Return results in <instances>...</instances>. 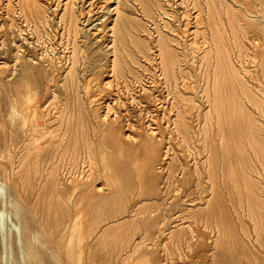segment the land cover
I'll list each match as a JSON object with an SVG mask.
<instances>
[{"label":"rangeland","instance_id":"1","mask_svg":"<svg viewBox=\"0 0 264 264\" xmlns=\"http://www.w3.org/2000/svg\"><path fill=\"white\" fill-rule=\"evenodd\" d=\"M78 1L76 3L81 5L80 8L84 10V14L94 11L89 13H93L91 15V20H89L87 24L89 31L86 33L82 32L77 38L81 47L84 48L85 54L89 55L86 57L84 54L80 60L81 62H84L89 69L87 71L79 69V72L81 71L80 80H82V82L87 80V83L88 79H91V83L93 78L96 79L95 85H98H96L98 87L96 92H98L97 96L100 97V101L102 102V113L111 117V119H115L113 121L116 123H120L119 125L116 124L117 128L119 127V131H122L124 128L128 130L127 132L132 134L130 136L134 137H131V139H133L132 141H136L138 139L136 142L137 146L135 148L136 152L139 153L141 157L134 160V155L138 156L139 154L132 152L134 155L131 159H128L132 153L130 154V150L128 149V152L123 153L124 150H127H123L126 145L121 142L122 140L120 141V139H117L116 136L110 135L111 131L108 127H104V125L92 121L91 109L86 105L87 94L85 91H80L81 93L79 98L81 97L82 99L80 98L81 100L79 99L78 103L79 101L82 103L80 102L78 104L75 101L76 104H74V101H71V103L68 104L67 102L65 111L60 113L59 110L62 106H64V97L66 99V95H69V93L67 92L66 94V92L62 90L61 85L58 83H56V85L53 81L49 80L52 77L51 74V76L47 75V77L50 78L45 77V83L39 87V90L37 91L38 95L36 97L41 105V112L39 110L38 113L40 116L37 120L41 123V126L47 129L45 130L46 133H44V136L39 139L42 140L37 141L33 145V150H38L40 155L36 158L34 155L31 156L28 153V148L26 147H28V143L32 142L31 134L29 133L31 127L30 125L36 119L35 116H32L30 118L31 123L29 122L22 125L23 119L16 114L17 109L15 111V107L13 105L14 100L20 97V93H17L15 89V86L21 82V68L18 56H22L24 51H26L32 55L41 54L47 59L51 57L57 61L61 60L60 63H65L67 65L69 63L68 55L72 46V38L68 35L67 28L61 18L57 17L58 15L60 17L61 13H52V20L50 19V23H47V25H41L39 28L41 30L36 31L33 26L34 24L32 22L28 23L25 16L20 11L19 0H0V264H221L223 261L225 264H230V262L231 264H264V256L261 254L262 251L260 249V241L256 237L254 221L251 216H249L248 210L242 209L239 203H237L238 200L235 198V195L233 199L234 202H231L229 198L231 203H228L229 200L226 201V199H228L226 197L224 200L223 218L227 226L230 227L231 233L229 232L228 238L225 240L223 239L221 242L217 239V232L216 229H214V225L210 226V224L207 223L205 216H197V208L195 207L198 206L192 207L193 205L190 204L191 201L189 200L192 198H198V185L196 186L197 176L193 173V167L196 159H201V156L205 154L206 149L203 146L205 144V127L207 126L205 120L207 119L206 113L210 109V106L205 103L206 94L204 92L208 78L206 74L207 62L203 57V50L206 49L204 46H206L208 42L207 39L204 38V33H202L204 32V29L201 27L203 30L200 28L196 31V28L194 29L193 27L194 21L198 16L197 14L200 11L199 9L202 11V16L208 20L210 15L209 7L206 3L207 0H197V2L196 0L195 2L194 0H160L162 1L161 7L154 2L155 0H150L151 12L148 13L147 10H144L145 8L139 0H122L124 5H128V8L131 9L129 12L140 17L143 20L144 25L146 24L144 29H140V31L138 28L136 31L134 29V35L140 38L144 37L145 40H148L149 44V48L146 52L136 51L135 49L133 50L136 57L135 61L132 60L131 62V68H133L131 70L125 69L124 73H119L116 69L111 68L113 66V61H110L114 58L112 54L113 49L111 47V28L116 14H114L111 9L114 8L115 3L113 1L104 3L103 0H83L82 3L80 0ZM238 1L235 0V3L238 4ZM242 1L243 2L238 4V7L243 14L247 13L245 17L242 18V21L248 18L247 20H253L254 22L255 19V28L259 29L257 23L259 22L258 20L261 21V15L264 14V0H245V2L250 1L254 6L251 3L248 5V2L245 3L244 0ZM17 2L18 4H16ZM127 2H129V4ZM200 3L201 5L199 6ZM241 4L245 5V7ZM248 14L251 15L248 16ZM251 16L254 19H250L249 17ZM209 19L211 20V18ZM247 20L244 22L247 23ZM208 23L209 21H207V23H202L200 26L206 24L207 27H209ZM35 31L37 33H35ZM159 31H165L168 36H171L170 39L172 41V45L174 44L173 47L180 53V59L178 63L175 64L176 68L174 67L176 71L171 75H167L161 60V51L158 42ZM195 31L196 33L199 32L198 35ZM138 32L139 35L137 34ZM255 32L257 31L255 30ZM255 32H251V35H248L252 38L243 36L242 41L243 44L246 45L243 48V51L246 49V51L243 52L245 56L238 52L237 47H235L234 61H236L238 69H241L240 71L243 73L242 75H244L245 80L250 86L259 84V87H264V70L261 66V64L264 63V58L262 52L259 51V48L256 49L254 41L252 40L253 37L256 36H254V34H256ZM92 33L99 34V41L96 42V45L95 43H88L91 39L90 34L92 35ZM257 33L260 34V31ZM248 34H250V32ZM37 35H39V37H37ZM130 44L131 47H133L131 40ZM97 48H99V51L93 53V49ZM249 51L250 53H248ZM254 51H256V53ZM261 55L263 61H260ZM253 56H255V58ZM211 61L216 63V58ZM78 66L81 68L80 62H78ZM212 68V72L214 73L215 65ZM261 69L263 71H260ZM46 79H48V81ZM49 85H51L52 88ZM228 89H230V86H228L226 90ZM257 90L260 98L263 100L264 89ZM191 95L195 99L194 106L185 107L184 104L183 106L180 104L183 108L179 107L177 101L181 99L180 97ZM83 102V107H86L84 111L86 110L85 113L87 112L86 114L89 119L88 120L86 118V121L83 123L86 127L87 125L89 126L87 127L88 131L85 134V137L81 134L83 127L80 122L77 124L82 129L78 128V131L76 130L71 132V126L68 127V125L71 124L68 123L66 119L69 118L70 121H72L71 116L74 115L72 122L74 123L75 121L76 123V118H79V106L83 104ZM68 105L72 106L69 107ZM255 105V103L248 100L245 104V111L249 113L251 117L253 116L256 119V122L260 124L259 126H261V133L258 135L260 143H255L253 140L256 147L252 145V138L250 137L252 133H249L250 129L253 128L251 120L246 117H239L237 119V116L235 117L234 115V110L231 111L228 106L226 108H220L219 113H217L214 109L212 110V116L210 115V118L208 117L212 128L209 125L208 127L211 128L212 132L214 131L212 136H216L217 131H219L220 135L222 133V135H224V138L221 140L220 147L221 145L224 146H222L219 150V152L222 153L221 155L225 154V156L223 155V158L231 152L236 156V159H238L237 161L240 160L242 163L247 165V162H249L247 159L250 157L252 160L254 159L257 166L260 167L262 161L257 159L254 150L260 145L262 147L259 149L260 157L264 155V110L260 108V106L258 107ZM180 110L185 112V119L189 122V128L191 129L189 130L190 136L187 140L185 138L184 130L182 129L180 123H178L180 122ZM221 111L224 113H221ZM73 112L74 114H72ZM226 113L231 114L232 118L231 115L228 117L229 114ZM15 114L17 119L14 118ZM68 115L70 116L66 117ZM76 115L78 116L76 117ZM60 116L63 118L61 119ZM228 121L232 122L229 123ZM143 125H147V127L150 128V131H153L154 138L153 134L152 136L147 135L146 137L144 134L142 135V131L140 132V130H142ZM64 129L67 135L64 132ZM54 130L55 133L53 132ZM238 130L240 131L238 132ZM254 133L257 132L255 131ZM76 134L78 138H76ZM73 135H75V137ZM69 136H71V138ZM80 137L83 139H80ZM151 137L153 138L152 140H150ZM67 138L71 140L68 141L69 139ZM139 140L142 142L140 143ZM239 140H241L240 144H238V142H240ZM50 141L54 143L58 149L60 148L59 151L57 148H55L56 150L50 149V152L47 151L48 143ZM152 141L158 143L160 148L163 147L162 149L168 150V154L164 156V164L162 165L163 170L161 169L159 171V175L156 180L158 186L160 185L159 187L163 188L162 196L157 195L156 191H154L152 195L143 194L144 192H142V189L144 190L145 188V184L144 179L142 178V176L144 177V172L143 168L141 170V159L144 157L146 152H144L146 149L143 147L149 145ZM84 142L87 146H85ZM120 143H122V145L124 144L123 148L119 146L117 147ZM130 147L133 148L132 145H130ZM240 147H244L242 148L243 150ZM86 148L88 149V153ZM53 151L55 155L53 154ZM77 151L79 152L77 153ZM242 152L245 156L247 154L246 158ZM51 153L52 155L50 156L54 157H52V159L49 156ZM28 155L29 157L27 159L28 161H26L27 163L25 162L23 164L24 157ZM173 156H175L176 159L173 158ZM41 157L44 159L42 160ZM120 157L121 159H118L119 161H123L126 158L125 163L127 162V164L130 165H128L129 167L127 166L130 170V174L122 172V170L119 171L118 164L116 162L117 158ZM35 159L37 161H35ZM48 159L51 161H48ZM132 159L134 160L133 164ZM171 159H173V161L178 160L173 162ZM35 162L39 163V173L37 172V175L34 177L35 179L33 178L31 182L27 184L29 182L28 178L32 175V172L27 171V168L32 166L31 164ZM171 162H173L172 165ZM131 164L135 167V169L134 167L132 168ZM186 164L187 166L184 167ZM173 165L174 167L171 169L170 166ZM116 167L118 168L117 170H115ZM129 170L127 171L129 172ZM254 174V177L264 184L263 169L261 168V172ZM88 175L92 176L96 184L104 189L113 190L114 193L117 192V188H119L118 186L120 184L123 182L124 184L129 182L130 184L126 190L127 195L125 194L123 198L117 197V201L115 200V202H113L114 204L112 203V205H110V208H113L112 210H109V207L105 204L106 208H104L105 206L101 205L103 203H100V206L96 205L90 197L82 193L87 187L83 180ZM195 177L196 179H194ZM146 186H148V184H146ZM116 194H119V192ZM150 196L158 201L156 202L153 199L148 200L150 199ZM163 196L164 198H162ZM143 198L144 201L147 199V204L146 202H142ZM184 198L188 201L183 202ZM137 200H139L138 203ZM150 201L153 202V205L150 203V206H148V202ZM131 202L135 205V207L133 206L134 209L136 207L139 208V205H141L142 208L140 207L138 209L139 211H136L137 213L139 212V215L132 213L134 214V220L126 219L127 221H121L120 223L114 224L112 227L110 226L108 230H106L105 234H103L104 236L102 235L103 237L100 236L98 239V242L96 243L97 247L95 246L90 251H78L68 246L59 249V247L57 248L50 242V240L54 239L58 242L61 238L63 240L66 239V244L72 242L77 243L80 235L86 236L91 231L89 229L90 227H97V225H95L96 223H99L100 225H98L101 226L109 220V217L116 218L125 214V205H130L129 207L131 208ZM93 203L96 206H93ZM117 205L120 208L117 207ZM190 206L191 208H189ZM152 207L156 210H154L155 214L153 213ZM142 209L147 210L146 212H148V214H153L152 223L144 222L139 219L142 215L140 213ZM178 209H182L181 212L184 214H182ZM172 210H174L175 213H173ZM219 211L220 210H218V212ZM177 212L180 213L178 216H176L178 214ZM190 212L193 213L191 214ZM115 215L117 216L113 217ZM170 215L175 217L173 218V216ZM180 215H182V217ZM217 215L220 217L221 211L220 214L217 213ZM176 217H178L179 220ZM82 219L83 221H81ZM188 221L190 222L188 223ZM176 224H180L182 226L187 225L185 228L183 227L186 229L184 230L185 232L183 231L184 236L183 234L178 235L180 225L174 229V232H171V227L174 228V225ZM197 227H199V230ZM189 228L193 231H190ZM146 229L147 232L145 231ZM87 230H89V232ZM227 230H229V228H227ZM203 235H205L204 238L206 239L201 237ZM182 236L184 239H187L189 236V242L184 240ZM232 236L233 238H231ZM197 237L201 240L197 241ZM192 239H196L195 242ZM203 239V244H208L206 247H204L201 243ZM210 239L213 241H210ZM133 241H138L140 243L139 247L140 245L141 247L136 249L137 252H132L130 257H127L125 260H121V257L119 258L118 256L120 254V256L125 255L133 245ZM23 243L25 244L24 247H22ZM194 243H196V245ZM217 243L219 244L217 245L218 247L216 246ZM26 244L29 249L26 247ZM128 244L129 247L127 246ZM214 244L215 246H213ZM224 244H227L228 246L224 247ZM197 245H199V247H197L198 250L196 249ZM220 246L225 248V252L224 250L221 251L222 247ZM200 247L203 249L205 248V250ZM199 249H202L203 253L205 252L211 255L209 256L204 253L203 255H206V257L202 256ZM196 251H199L197 253H200L202 257L198 255ZM214 251L216 253H214ZM79 254H81V256H79ZM215 256L216 259H214ZM227 256H230L232 259L234 258V260L229 262L230 258ZM224 257L228 261L224 260ZM212 258L214 260H212ZM217 258H220V260ZM215 260H217L216 263L214 262ZM218 261L221 262L217 263Z\"/></svg>","mask_w":264,"mask_h":264},{"label":"bare ground","instance_id":"2","mask_svg":"<svg viewBox=\"0 0 264 264\" xmlns=\"http://www.w3.org/2000/svg\"><path fill=\"white\" fill-rule=\"evenodd\" d=\"M18 1V0H17ZM78 1V0H77ZM76 0H19V7H20V11L22 12V14L25 16L26 21L32 22L34 25V29L36 31H40L41 29L40 26L43 24L50 23V19H51V14L52 13H61V16L59 17V15L57 16L58 18H61V20L63 21L64 25L67 28V33L70 36V38H72V46L71 49L69 51V55H68V59H69V63L66 65L65 63H60V61L55 60L54 58H45L44 56H42L41 54L38 55H32L29 52L24 51L22 56H18L19 61H20V77H21V82L15 86L16 92L20 93V97L15 99L13 102V105L15 107V111L16 114L18 116L21 117V119H23L22 121V125L27 124V123H31L30 118L32 116H35V121L30 125V134H31V141L30 143H28V153L31 156H35L36 158H38V155H40L39 151H35L33 150V145L37 142V141H41L39 140L40 138H42L44 136L45 130H47L45 127L41 126V123L38 122V117L40 116L39 110L41 108L40 103L37 100V91L39 90V87L41 85H43L45 83V77H47V75H52L51 81H53L55 84L58 83L59 85H61V88L63 91L69 93V95H66V99L64 97V106L61 107V109L59 110L60 113H63L65 111L67 102L68 104L71 103V101H74V104H76V102L78 103V100L81 98H79L80 96V91H85V93L87 94V101H86V105L87 107H89L91 109V118L93 122H96L98 124H102L104 125V127H108V129H110V135L112 136H116L117 139H120L121 142H123L126 147L123 148L122 143H120L119 145H117V147H121L124 149H128L130 150V154L133 153H137L136 152V142L132 141L133 139H131L130 136L132 134L128 133L125 128L122 131H119L117 128L118 123H116L115 119H111V117L106 116V114H103L101 110L102 107V102L100 101V97L97 96L98 92H96V90L98 89V85L96 86V79H92V82L90 83L91 79H88V82L86 83L87 80H85L84 82H82V80H80V72L79 69L81 70H89L87 68V65L84 64V62H81V58L84 56L85 51L84 48L81 47V44L77 41V38L79 37V34H81L82 32L86 33L87 31H89V28H87V24L88 21L91 20V15L93 14H89L86 13L84 14V10H82V8H80V4L78 5V3ZM114 2L115 6L113 9H111L113 11L114 14H116V17L114 18V23L112 26V49H113V66L111 68L116 69L119 73H124L125 69H129L131 70V62L132 60L135 61V55L133 50L135 49L136 51H141V52H146V50L149 48V44H148V40H145L144 37L140 38L138 36L134 35L133 30L138 28L139 31L140 29H144L145 25L143 23V20L136 16L133 15V13L129 12L131 9L128 8V5H124V0H103V2ZM125 1H129V0H125ZM137 1V0H136ZM199 1V0H198ZM238 1V0H237ZM251 1V0H250ZM250 1H246L244 0L245 3L248 2V5H250L249 3H251ZM263 1V0H262ZM79 2V1H78ZM80 2L82 3L83 0H80ZM139 2H141L143 4V7L145 8L144 10H147L148 12H151V7H150V0H139ZM156 2L157 5H159L161 7L162 1H154ZM195 2V0H194ZM197 2V0H196ZM243 2L241 1H238ZM237 2V3H238ZM91 3V2H90ZM129 4V2H127ZM140 3V4H141ZM208 4L209 7V18H211V20L208 18V20H206L203 16H202V11L201 9H199V13L197 14L198 16L196 17L195 21H194V29L197 31L198 29H200L201 27L204 29V38L207 39L208 44L204 47H206L203 54L204 59L207 62V69H206V74H207V84L205 87V94H206V101L205 103H207L210 106V109L207 111L206 113V117L208 119V117L210 118V115L212 113V110H216L217 113L220 112V108H226L227 106L232 110H234V115L235 117L238 119L239 117H246L249 120H251V122L253 123V128L250 129V132L248 130L249 133H252L250 135V137L252 138L251 143L254 147L255 143L259 142V133H261V126H259L260 124H258L256 122V119L252 116H250L249 113H247L245 111V104L247 103V101H251L252 103H255V106H260V108H262L264 110V99L262 100L258 94V90H263L264 87H259V84L256 85H252L250 86L249 83L245 80L244 75H242L243 73H241V69L239 70L237 65H236V61H234V54H235V47H237L238 52L242 53L244 51H246V49L243 51V48L246 46L243 44V36H246L247 38L249 37L248 35H251V32L254 33L255 30L258 32L260 31V34L255 32L256 34H254L255 37H253V41H254V45L256 46V49L259 48V51L262 52L263 58H264V14H262V18L261 21L258 20L259 22L257 23V25L259 26V29L255 28V19L251 16L249 17L250 19H254L253 20H247L248 22L245 23L244 21H242V18L245 17V14H243L239 7L238 4L235 3V0L230 1V0H207L206 2ZM260 3V2H259ZM18 4V2L16 3ZM153 4V3H152ZM197 4V3H196ZM243 4V3H242ZM241 4V5H242ZM252 4V3H251ZM264 4V3H263ZM55 5V6H54ZM100 5V4H99ZM195 5V4H194ZM201 5V3L199 4V6ZM253 5V4H252ZM251 5V6H252ZM54 6V7H53ZM130 6V5H129ZM163 6V5H162ZM196 6V5H195ZM198 6V5H197ZM240 6V5H239ZM245 7V5H242ZM247 6V5H246ZM254 6V5H253ZM248 7V6H247ZM259 7V6H258ZM201 8V7H200ZM263 8V7H262ZM110 9V8H109ZM155 9V8H154ZM255 9V8H254ZM18 10V9H17ZM243 10V9H242ZM264 10V9H263ZM246 11V9H245ZM244 11V12H245ZM255 11V10H254ZM15 12V11H14ZM88 12V11H87ZM249 12V11H247ZM258 12V11H257ZM256 12V13H257ZM18 13V11H17ZM197 13V12H196ZM250 13V12H249ZM255 13V12H254ZM253 13V15H254ZM21 14V13H20ZM17 15V14H16ZM251 14H248V16ZM256 15V14H255ZM259 15V14H257ZM9 16V15H8ZM247 17V16H246ZM260 18V16H259ZM13 20V19H12ZM52 20V19H51ZM93 20V18H92ZM59 21V20H58ZM207 21H209V27H207V25L203 24L202 26H200L202 23H207ZM11 22V21H10ZM10 24V23H9ZM24 24V23H23ZM31 24V23H30ZM103 24V23H102ZM86 26V28H85ZM257 26V27H258ZM10 27V26H9ZM45 27V26H44ZM91 27V26H90ZM30 28V27H29ZM33 28V27H32ZM43 28V26H42ZM63 28V27H62ZM98 28V27H97ZM103 28V27H102ZM201 28V29H202ZM39 29V30H38ZM48 29V28H47ZM101 29V28H100ZM99 29V30H100ZM202 29V30H203ZM51 30V29H50ZM97 30V29H96ZM35 31V33H37ZM45 31V30H44ZM47 31V30H46ZM59 31V30H58ZM142 31V30H141ZM194 31V30H193ZM195 31V33H196ZM201 32V30H200ZM250 32V34H248ZM41 33V32H40ZM62 33V32H61ZM136 33V32H135ZM145 33V32H144ZM199 32H197L196 34L198 35ZM139 35V32L137 33ZM141 34V33H140ZM188 34V33H186ZM185 34V35H186ZM201 34V33H200ZM88 35V34H87ZM196 35V36H197ZM42 36V34H41ZM91 39L89 40L88 43H95L99 41V34L96 33H92V35L90 34ZM103 36V35H102ZM37 37H39V35H37ZM47 37V36H46ZM171 36H168L167 33H165V31H159V37H158V42H159V46H160V51H161V60L164 66V69L168 74H174L176 71V67L175 64L178 63L179 61V55L180 53L173 47L174 44L172 45V41L170 39ZM245 37V38H246ZM69 38V39H70ZM175 38V37H174ZM189 38V37H188ZM194 38V37H193ZM249 38H252L251 36ZM37 39V38H36ZM49 39V38H48ZM196 39V38H195ZM13 40V39H12ZM26 40V39H25ZM70 40V41H71ZM130 40L132 42L133 47H131L130 44ZM174 40V39H172ZM190 40V39H189ZM246 40V39H245ZM244 40V41H245ZM23 41V40H22ZM104 41V40H103ZM192 41V40H191ZM248 41V40H247ZM251 41V40H249ZM252 41V43H253ZM29 42V41H28ZM196 43V42H195ZM245 43V42H244ZM18 44V43H17ZM247 44V43H246ZM110 45V44H109ZM19 46V45H18ZM83 46V45H82ZM103 46V45H102ZM177 46V45H176ZM192 46V45H191ZM194 46V45H193ZM198 46V45H197ZM200 46V44H199ZM198 46V47H199ZM96 47V46H95ZM98 47V46H97ZM202 47V46H201ZM203 47V48H204ZM249 48V46H248ZM21 49V48H20ZM91 49V48H90ZM197 49V47H196ZM195 49V50H196ZM250 49V48H249ZM252 49V48H251ZM255 49V48H254ZM93 53H96L97 51H99V48L97 49H93ZM201 50V49H200ZM248 51V49H247ZM65 52V51H64ZM252 52V51H251ZM256 53V51H254ZM15 53V52H14ZM246 53V52H245ZM250 53V51L248 52ZM253 53V54H255ZM35 54V52H34ZM90 54V53H89ZM259 54V53H258ZM40 55V56H39ZM62 55V54H61ZM86 55V54H85ZM240 55V54H239ZM244 55V54H243ZM262 55H261V59L262 60ZM89 55H86V57H88ZM245 56V55H244ZM243 56V57H244ZM247 56V55H246ZM259 56V55H258ZM257 56V57H258ZM47 57V56H46ZM106 57V56H105ZM202 57V58H203ZM238 57V56H237ZM242 57V58H243ZM255 58V56H253ZM96 58V57H95ZM216 58V63L212 62L211 60ZM63 59V58H62ZM98 59V58H97ZM240 59V58H239ZM258 59V58H257ZM85 60V59H84ZM138 60V59H136ZM238 60V59H237ZM95 61V60H94ZM258 61V60H257ZM78 62H80L81 64V68H79L78 66ZM259 62V61H258ZM86 63V62H85ZM6 64V63H5ZM99 64V63H98ZM259 64V63H258ZM95 65V64H94ZM206 65V64H205ZM215 65V71L214 73L212 72V67ZM257 65V64H256ZM92 66V65H91ZM98 66V65H97ZM263 70H264V63L261 64ZM129 67V68H128ZM175 67V68H174ZM260 67V66H259ZM258 67V68H259ZM212 68V69H211ZM240 68V67H239ZM252 68V67H251ZM257 68V69H258ZM135 69V68H134ZM136 70V69H135ZM178 70V69H177ZM254 70V69H253ZM262 69L260 71H263ZM255 71V70H254ZM117 72V73H118ZM259 72V71H258ZM85 73V72H84ZM184 73V72H183ZM255 73V72H254ZM261 73V72H260ZM256 74V73H255ZM50 75V76H51ZM263 75V73H262ZM122 76V75H121ZM256 76V75H255ZM83 77V76H82ZM264 77V76H263ZM262 77V78H263ZM50 78V77H47ZM91 78V77H90ZM254 78V77H253ZM259 78V76H258ZM261 78V79H262ZM9 79V78H8ZM48 81V79H46ZM213 81V82H212ZM262 81V80H261ZM14 82V81H13ZM94 82V83H93ZM98 82V81H97ZM99 83V82H98ZM16 84V82H15ZM48 84V82H47ZM51 85H53L52 83H50ZM49 85V86H51ZM57 85V84H56ZM48 86V85H47ZM230 86V89L226 90L227 87ZM48 88V87H47ZM52 88V86H51ZM60 88V89H61ZM257 88V89H256ZM59 89V88H58ZM100 89V88H99ZM104 91V90H103ZM193 91V90H192ZM52 92V91H51ZM64 92V94H65ZM180 92V91H179ZM59 94V93H58ZM62 94V93H61ZM60 94V95H61ZM185 94V93H184ZM263 94V93H262ZM182 95V94H181ZM46 96V95H45ZM204 97V98H205ZM86 98V96H85ZM181 99H179L177 102L179 104V107H181V105L185 107H189V106H194V97L191 96H182L180 97ZM82 99V98H81ZM80 99V100H81ZM68 100V101H67ZM76 101V102H75ZM83 101V100H82ZM81 101H79L80 103ZM78 103V104H79ZM82 103V102H81ZM181 104V105H180ZM83 104H81L79 107V118H76L78 115H76V123L73 121V116H71L72 121H70L68 116H64L67 119V122L70 123L71 125H68V127L71 126V132L76 131L78 128H80L78 126L77 123H81L82 124V129L81 134H83V136L85 137L88 129L87 127H89L87 125V127L85 126V124H83L86 121V118L88 119V115L85 113L84 109H86V107H83ZM69 106V105H68ZM72 106V105H70ZM69 106V107H70ZM76 107V106H75ZM183 108V107H181ZM192 108V107H191ZM196 108V107H195ZM68 109V107H67ZM180 109V108H179ZM43 110V108H42ZM74 110V109H73ZM228 110V109H226ZM72 111V110H71ZM181 112H179L180 114V125L182 127V129L184 130V134H185V138L187 140V138H189L190 133L189 130H191L189 127V122L185 119V112L183 110H180ZM18 112V113H17ZM41 112V110H40ZM43 112V111H42ZM51 113V112H50ZM221 113H224L221 111ZM16 114L14 115V118L17 119ZM44 114V113H43ZM42 114V116H43ZM71 114V113H70ZM74 114V112L72 113ZM229 114V113H226ZM105 115V116H104ZM231 114H229L228 117H230ZM212 116V115H211ZM223 116V115H222ZM53 117V116H52ZM61 119L63 118L62 116H60ZM227 117V118H228ZM45 118V117H44ZM50 118V117H49ZM179 118V117H178ZM232 118V115H231ZM60 119V120H61ZM205 120V123L207 124V126L205 127V144L203 145L205 147V154H203V156H201V159H196V161L194 162V167H193V173L197 176V184L198 185V198L195 199H189L191 201L190 204H192L194 206H198L195 207L197 208L196 210V215L197 216H205V219L207 221V223L210 224V226L214 225V229H216L217 232V239L221 241H223V239L225 240L226 238H228L229 236V232H230V227L227 226V224L224 222V218H223V205H224V200L225 197L228 198L226 199L231 200V202H234V195L235 198L238 200L237 203H239L240 207L242 209H246L248 210V214L249 216H251V218L254 221V228H255V232H256V237L257 239L260 241V249L262 251V255L264 256V184H262V182H260L256 177H254V173L257 172H261V168L264 171V155L262 157H260V153H259V149L262 148L259 144V146L254 150V153L257 157V159H259V161L261 162V166L258 167L257 163L254 161V159L252 160V158L248 157L247 161V165L242 163L240 160L237 161L238 159H236V156L233 155V153H228V155L223 158V155L225 156V154L221 155L222 153L219 152L220 148L224 145H221L220 147V143L221 140L224 138V135H220L219 131H217L216 136H212V133H214V131L212 132L211 128L212 126H210V121ZM236 119V121H237ZM89 120V119H88ZM242 120V119H241ZM44 121V120H43ZM91 121V120H90ZM233 121V119H232ZM232 121H228L229 123H231ZM73 124H72V123ZM118 122V121H117ZM213 122V121H212ZM245 122V121H244ZM44 123V122H42ZM95 123V124H96ZM241 123V122H240ZM243 123V122H242ZM249 123V122H248ZM46 124V123H45ZM65 124V123H64ZM67 124V123H66ZM91 124V123H90ZM120 124V123H119ZM118 124V125H119ZM43 125V124H42ZM61 125V124H60ZM80 125V124H79ZM94 125V124H93ZM179 125V124H178ZM179 125V126H180ZM208 125L211 127H208ZM243 125V124H242ZM95 126V125H94ZM66 127V126H65ZM96 127V126H95ZM192 127V125H191ZM241 127V126H240ZM67 128V127H66ZM220 128V127H219ZM239 128V127H238ZM58 129V128H57ZM216 129V127H215ZM96 130V129H95ZM193 130V128H192ZM52 131V130H50ZM58 131V130H57ZM78 131V130H77ZM80 131V130H79ZM119 131V132H118ZM142 131V132H141ZM227 131V130H226ZM240 130H238L239 132ZM242 131V130H241ZM257 133H254V132ZM49 132V131H48ZM55 133V130L53 131ZM65 132V129H64ZM69 132V133H71ZM140 132L142 133V135L144 134V136L146 137L147 135H151L153 134V138H154V133L153 131H150V128L143 125L142 130H140ZM61 133V132H60ZM66 133V132H65ZM76 133V132H75ZM236 133V132H235ZM63 134V131H62ZM80 134V135H81ZM134 134V133H133ZM51 135V134H50ZM65 135V134H64ZM67 135V133H66ZM79 135V136H80ZM246 135V134H245ZM53 136V135H52ZM55 136V135H54ZM72 136V135H71ZM71 136H69L71 138ZM75 137V135H73ZM82 136V137H83ZM112 136H111V140H112ZM241 136V135H240ZM48 137V136H47ZM58 137V136H57ZM63 137V136H62ZM67 137V136H66ZM80 137V139L82 138ZM238 137V136H237ZM52 138V137H51ZM54 138V137H53ZM65 138V137H64ZM73 138V137H72ZM76 138L77 134H76ZM89 138V136H88ZM87 138V139H88ZM134 138V137H133ZM136 138V137H135ZM148 138V137H147ZM152 137L150 138V140L153 139ZM229 138V137H228ZM236 138V137H235ZM49 139V138H48ZM47 139V140H48ZM60 139V138H59ZM58 139V140H59ZM62 139V138H61ZM66 139V138H65ZM69 139V138H67ZM83 139V138H82ZM86 139V140H87ZM240 139V138H239ZM44 140V138H43ZM52 140V139H50ZM63 140V139H62ZM61 140V141H62ZM71 139H69L68 141H70ZM78 140V139H77ZM85 140V139H84ZM237 140V139H236ZM253 140L255 141V143L253 142ZM64 141V140H63ZM62 141V142H63ZM67 141V142H68ZM74 141V140H72ZM76 141V140H75ZM119 141V140H118ZM117 141V142H118ZM130 141V143H129ZM149 141V139H148ZM240 142H238V144L241 143V140H239ZM60 142V141H59ZM66 142V143H67ZM86 142V141H85ZM84 142V144H85ZM88 142V141H87ZM139 142L141 143L142 141L139 140ZM234 142V141H233ZM61 143V142H60ZM59 143V144H60ZM74 143V142H73ZM77 143V142H76ZM116 143V141H115ZM235 143V142H234ZM260 143V142H259ZM56 144V143H55ZM63 144V143H62ZM68 144V143H67ZM146 144V143H145ZM73 145V144H72ZM130 145H132L133 148L130 147ZM141 145V144H140ZM60 146V145H59ZM64 146V145H62ZM85 146H87L85 144ZM96 146V145H95ZM139 146V145H138ZM237 146V145H236ZM243 146V145H242ZM129 147V148H128ZM140 147V146H139ZM146 147V148H145ZM143 147L144 149V157H142L141 159V170L143 168V172H144V177L142 176V178L144 179V190L142 189V192H144L143 194H153L154 191H156L157 195H161L162 196V189L158 186V184L156 183L157 180V176L159 175V171L163 168V160H164V156L168 154V150L166 149H162L160 148V146L158 145V143H156L155 141H152L149 145ZM57 148L56 145H54V143H52L51 141L48 143V150L50 149H55ZM69 148V147H68ZM228 148V146H227ZM241 148V147H240ZM238 148V149H240ZM244 148V147H242ZM241 148V149H242ZM58 149V148H57ZM60 149V148H59ZM58 149V151H59ZM76 149V148H75ZM87 149V148H86ZM85 149V150H86ZM119 149V148H118ZM117 149V150H118ZM56 150V149H55ZM78 150V149H77ZM90 150V149H89ZM94 150V149H93ZM121 150V149H120ZM127 151H123V153L128 152ZM224 150V149H223ZM222 150V151H223ZM243 150V149H242ZM241 150V151H242ZM27 151V150H26ZM143 151V150H142ZM240 151V152H241ZM263 151V150H262ZM50 152V151H49ZM57 152V151H55ZM74 152V151H73ZM76 152V150H75ZM79 151H77L78 153ZM244 152V151H243ZM242 152V153H243ZM46 153V152H44ZM87 153H88V149H87ZM132 153V155H128L130 156L131 159L132 156L134 155ZM142 153V152H141ZM226 153V152H225ZM246 153V152H245ZM264 153V152H263ZM26 154V153H25ZM54 154V151H53ZM129 154V153H128ZM139 154V153H137ZM241 154V153H240ZM46 155V154H44ZM43 155V156H44ZM48 155V153H47ZM52 155L49 154V156ZM55 155V154H54ZM125 155V154H123ZM242 155V154H241ZM244 155V153H243ZM249 155V154H248ZM24 156V155H23ZM91 156V155H90ZM127 156V155H126ZM135 157L133 158L138 159V157H141V155L139 154L138 156L134 155ZM245 156V155H244ZM247 156V154H246ZM245 156V158H246ZM29 155L25 156L23 159V164L28 161ZM40 157V156H39ZM51 159L53 156H50ZM177 157V156H176ZM242 157V156H241ZM33 158V157H32ZM46 158V157H45ZM54 158V157H53ZM173 158H175V156H173ZM243 158V157H242ZM262 158V159H261ZM42 159V157H41ZM44 159V158H43ZM42 159V160H43ZM121 159L117 158V164H118V168L119 171L122 170V172H127L130 174V170H129V164H127V162L125 163L126 158L123 161H119ZM132 159V164L134 163V160ZM176 159V158H175ZM241 159V158H240ZM244 159V158H243ZM33 160V159H32ZM46 160V159H45ZM115 160V159H114ZM140 160V158H139ZM173 161V159H171ZM178 160V159H177ZM176 160V161H177ZM245 160V159H244ZM35 161H37L35 159ZM48 161H51L48 159ZM112 161V160H111ZM116 161V160H115ZM175 160L173 162H176ZM181 161V160H180ZM30 162V161H29ZM39 162V161H38ZM32 163V166H29V168H27V171L32 172V175L30 176V178H28L29 182L27 184H29L31 182V180L37 175L36 173L38 172L39 169V163ZM41 162V161H40ZM45 162V161H44ZM54 162V161H53ZM90 162V161H89ZM131 162V161H130ZM138 162V161H136ZM135 162V163H136ZM140 162V161H139ZM173 162H171V165L173 164ZM27 163V162H26ZM170 163V162H169ZM181 163V162H180ZM186 163V162H185ZM259 163V162H258ZM41 164V163H40ZM90 164V163H89ZM131 164V165H132ZM137 164V163H136ZM189 164V163H188ZM53 165V164H52ZM115 165V164H114ZM129 165V166H128ZM170 165V164H169ZM175 165V164H174ZM170 166L171 169L174 167ZM54 166V165H53ZM117 166V165H116ZM128 166V167H127ZM182 166V165H181ZM187 166L184 165V167ZM134 166L132 165V168ZM137 167V165H136ZM189 167V165H188ZM62 168V167H61ZM116 167L115 170L118 169ZM190 168V167H189ZM112 169V168H110ZM131 169V168H130ZM135 169V167H134ZM170 169V170H171ZM129 170V172L127 171ZM138 170V169H137ZM140 170V171H141ZM145 170V171H144ZM163 170V169H162ZM186 170V169H185ZM26 171V172H27ZM103 171V170H102ZM136 171V170H135ZM184 171V170H183ZM111 172V171H110ZM116 172V171H115ZM138 172V171H137ZM39 173V172H38ZM136 173V172H135ZM172 173V172H171ZM30 174V173H29ZM113 174V173H111ZM122 174V173H120ZM126 174V173H125ZM254 174V175H253ZM114 175V174H113ZM132 175V174H131ZM170 175V173H169ZM193 175V174H192ZM172 176V175H171ZM170 176V177H171ZM114 177V176H113ZM112 178V177H111ZM141 178V177H140ZM35 179V178H34ZM196 179V177L194 178ZM114 180V179H113ZM25 181V180H24ZM120 181V180H119ZM83 182L85 183V185H87V187L84 189V191L82 192L84 195H87L88 197H90L93 202L96 205H99L100 203H103L101 205H106L109 207V210L113 209L110 208V205H112L113 202H115V200L117 199V197L119 198H123L124 195L127 193L126 190L129 186V182H127L126 184H124V182L122 184H117L119 185L117 188V192H119V194H116L113 192V190H106L104 188H102L101 186H99L98 184H96V182L94 181V179L92 178L91 175H88L86 178H84ZM116 182V181H115ZM139 183V182H138ZM194 183V182H193ZM141 184V183H140ZM146 184H148V186H146ZM155 184V185H154ZM42 185V184H41ZM115 187V186H114ZM56 188V187H55ZM113 188V187H112ZM115 189V188H113ZM119 189V190H118ZM58 192V191H57ZM60 192V191H59ZM141 192V191H140ZM141 192V193H142ZM131 193V192H130ZM127 195V194H126ZM196 195V194H195ZM196 195V196H197ZM158 196V197H159ZM148 197V195H147ZM192 197V196H191ZM157 198V197H156ZM164 198V196L162 197ZM155 200L154 198H151L148 200ZM158 199V198H157ZM186 198H184V201H188L185 200ZM188 199V198H187ZM197 199V200H196ZM199 199V201H198ZM127 200V199H126ZM147 200V199H146ZM144 201V198L142 200V202H146ZM230 200L228 201V203L230 202ZM117 201V200H116ZM139 200H137L138 203ZM141 201V200H140ZM156 201V200H155ZM158 201V200H157ZM156 201V202H157ZM130 202V201H129ZM141 202V203H142ZM161 202V201H160ZM230 202V203H231ZM93 203V206L95 205ZM124 203V202H123ZM140 203V204H141ZM150 203L152 204L153 202H148V206H150ZM159 203V202H158ZM114 204V203H113ZM118 204V203H117ZM132 207L130 208L128 205H125V214H122L121 216L116 217L117 215L113 216L116 218H110L109 220H107V222H105L104 224H102L101 226H99L97 223L95 225H97V227L92 228L90 227L89 229L91 230L89 232V230H87L89 233L86 236L80 235L78 233V241L77 243L72 242V243H68L66 244V239H61L60 241L58 240L55 241L54 240H50V242L56 246L57 248L59 247V249H61L62 247H70V248H74L78 251H90L92 248H94L95 246L97 247L96 243L98 242V239L100 238V236H102L103 234H105L106 230H108V228L111 226H114V224L116 223H120L121 221H127L126 219H131L134 220L133 215L136 213L138 214L136 211H139L138 209L141 207V205H139V208L135 207V205H133V203L131 202ZM157 204V203H156ZM155 204V205H156ZM178 204V203H177ZM182 204V202H181ZM180 204V205H181ZM187 204V203H186ZM184 204V205H186ZM189 204V203H188ZM55 205V204H54ZM63 205V204H62ZM95 205V206H96ZM104 205V206H105ZM116 205V203H115ZM119 205V204H118ZM117 205V207H119ZM143 205V204H142ZM153 205V204H152ZM159 205V204H158ZM157 205V206H158ZM236 205V204H235ZM238 205V206H239ZM59 206V205H57ZM68 206V205H67ZM73 206V205H72ZM100 206V205H99ZM106 206L104 208H106ZM134 206V207H133ZM138 206V205H136ZM144 206V205H143ZM146 206V207H148ZM156 206V207H157ZM187 206V205H186ZM237 206V207H238ZM52 207V205H51ZM121 207V206H120ZM119 207V208H120ZM145 207V206H144ZM236 207V206H235ZM239 207V208H240ZM34 208V207H33ZM39 208V206H38ZM64 208V207H62ZM71 208V207H70ZM99 208V207H98ZM101 208V207H100ZM142 208V207H141ZM150 208V207H149ZM153 208V207H152ZM158 208V207H157ZM191 208V206L189 207ZM194 208V210H195ZM174 209V208H173ZM185 209V208H184ZM233 209V208H232ZM108 210V211H109ZM141 210V209H140ZM154 208H153V213H154ZM168 210V209H167ZM180 212L181 210L178 209ZM177 210V211H178ZM218 210L221 211V216L219 217V215H217V213L220 214V211L218 212ZM66 211V210H65ZM135 211V212H133ZM147 210L142 209V211H140V213L142 214L139 219L141 221L144 222H148V223H152L153 222V214L146 212ZM150 211V210H149ZM156 211V210H155ZM158 211V210H157ZM171 211V210H170ZM168 211V212H170ZM173 213L174 210H172ZM190 211V210H189ZM192 211V209H191ZM68 212V211H67ZM110 212V211H109ZM108 212V213H109ZM113 212V211H112ZM184 212V211H183ZM186 212V211H185ZM107 213V214H108ZM124 213V212H123ZM134 213V214H132ZM178 213V212H177ZM182 213V212H181ZM191 214L193 212H190ZM189 213V214H190ZM241 213V212H240ZM60 214V213H59ZM135 214V215H136ZM155 214V213H154ZM180 213H178L176 216H178ZM184 214V213H182ZM188 214V213H186ZM55 215V214H54ZM102 215V214H101ZM139 215V214H138ZM57 216V213H56ZM173 216V215H170ZM182 217V215H180ZM184 216V215H183ZM48 217V216H47ZM69 217V216H68ZM132 217V218H131ZM175 216H173L174 218ZM207 217V218H206ZM35 218V217H34ZM56 218V217H55ZM67 218V217H66ZM166 218V217H165ZM169 218V217H168ZM172 218V217H171ZM170 218V219H171ZM178 218V217H176ZM186 218V216H185ZM195 218V217H193ZM200 218V217H199ZM220 218V219H219ZM54 219V218H53ZM184 219V217H183ZM182 219V220H183ZM188 219V218H187ZM204 219V218H203ZM202 219V220H203ZM29 220V218H28ZM58 220V219H55ZM54 220V221H55ZM179 220V218H178ZM181 220V219H180ZM189 220V219H188ZM194 220V219H193ZM201 220V219H200ZM51 221V220H50ZM71 221V220H70ZM83 221V219L81 220ZM173 221V220H172ZM175 221V219H174ZM205 221V223H206ZM57 222V221H56ZM137 222V221H136ZM184 222V221H183ZM190 221H188L189 223ZM102 223V221H101ZM173 223V222H172ZM171 223V224H172ZM185 223V222H184ZM195 223V222H193ZM232 223V222H231ZM63 224V223H62ZM138 224V223H137ZM147 224V223H146ZM182 224V223H181ZM208 224V225H209ZM92 225V224H91ZM178 225L180 224H176L174 225V228L171 227V232H174V229H176V227H178ZM207 225V226H208ZM173 226V225H172ZM187 225H180V229L178 232V235L183 234V231L186 230L184 229ZM170 227V226H169ZM168 227V228H169ZM184 227V228H183ZM190 227V226H189ZM194 227V226H192ZM226 227V228H225ZM117 228V227H116ZM195 228V227H194ZM199 230V227H197ZM212 228V227H211ZM223 228V229H222ZM227 228H229V230H227ZM88 229V228H87ZM159 230V228H158ZM190 231H193L189 228ZM195 230V229H194ZM196 230V231H198ZM137 231V230H136ZM144 231V230H143ZM147 232V229L145 230ZM213 231V230H212ZM244 231V230H243ZM139 232V231H138ZM185 232V231H184ZM87 233V232H86ZM156 233V232H155ZM189 233V232H188ZM187 233V234H188ZM197 233V232H196ZM195 233V234H196ZM202 233V232H201ZM214 233V231H213ZM231 233V232H230ZM142 234V233H141ZM186 234V233H185ZM198 234V233H197ZM215 234V233H214ZM18 235V234H17ZM30 235V234H29ZM167 235V234H166ZM192 235V234H191ZM194 235V234H193ZM104 236V235H103ZM102 236V237H103ZM184 236V234H183ZM182 236V238H183ZM231 236V235H230ZM48 237V236H47ZM142 237V236H141ZM189 237V236H188ZM188 237L187 239H184L186 241H188ZM193 237V236H192ZM202 238L205 237V235L201 236ZM200 237V238H201ZM18 238V237H17ZM51 238V237H50ZM179 238V237H178ZM198 238V237H197ZM211 238V237H209ZM233 238V236L231 237ZM238 238V237H237ZM53 239V238H52ZM191 239V238H190ZM206 239V238H204ZM202 240V244L203 241ZM215 239V240H217ZM133 240V239H132ZM141 240V239H140ZM194 240V239H192ZM196 240V239H195ZM194 240V242H195ZM201 240V239H200ZM199 238L197 241H200ZM212 239H210L211 241ZM238 240V239H237ZM143 241V238H142ZM196 241V242H197ZM213 241V240H212ZM234 241V240H233ZM134 242V241H133ZM189 242V241H188ZM216 242V241H215ZM129 243V242H128ZM142 243V242H141ZM205 243V242H204ZM208 243V241H207ZM213 243V242H212ZM131 244V243H130ZM139 242H134L133 245L131 246V248L127 251V253L125 255L120 256L119 254V258L121 260H125L127 257H130V255L132 254V252H135L137 248L139 247ZM196 245V243H194ZM193 244V245H194ZM210 244V243H209ZM24 243L22 244V247H24ZM145 245V244H143ZM194 245V246H195ZM208 245V244H206ZM206 245L203 244L204 247H206ZM219 245L218 243L216 244V246ZM221 245V244H220ZM129 247V244L127 245ZM215 246V244L213 245ZM228 245L224 244V247H227ZM231 246V245H230ZM234 246V245H233ZM26 247L29 249L28 245L26 244ZM33 247V246H32ZM180 247V246H179ZM199 247V245L196 246ZM218 247V246H217ZM216 247V250H217ZM222 247L221 251H223L225 248ZM219 247V248H220ZM202 248V247H200ZM213 248V247H212ZM211 248V249H212ZM229 248V247H228ZM227 248V249H228ZM234 248V247H233ZM247 248V247H246ZM203 249V248H202ZM202 249L200 250L202 253V256H205L208 253H205L206 255H203L204 253L202 252ZM180 250V249H179ZM198 250V249H197ZM205 250V248L203 249ZM220 250V249H219ZM28 251V250H27ZM60 251V250H59ZM58 251V253H59ZM213 251V250H212ZM211 251V252H212ZM39 252V251H38ZM137 252V251H136ZM145 252V251H144ZM199 251H196V253ZM209 252V251H208ZM220 252V251H219ZM225 252V250H224ZM40 253V252H39ZM69 253V252H68ZM213 253V252H212ZM214 253H216L214 251ZM228 253V252H227ZM233 253V252H232ZM62 254V253H61ZM73 254V253H72ZM76 254V253H75ZM198 254V253H197ZM196 254V255H197ZM220 254V253H219ZM224 254V253H222ZM200 255V253L198 254ZM197 255V256H198ZM209 255V254H208ZM211 255V254H210ZM209 255V256H210ZM229 255V254H228ZM79 256H81V254H79ZM93 256V255H92ZM179 256V255H178ZM201 256V255H200ZM201 256V257H202ZM214 256V255H212ZM226 256V255H225ZM233 256V255H232ZM72 257V256H71ZM83 257V256H82ZM117 257V258H118ZM223 257V256H222ZM228 257V256H227ZM235 257V254H234ZM237 257V256H236ZM230 258V256L228 257ZM198 259V258H197ZM202 259V258H201ZM203 259L205 260V258L203 257ZM214 259H216V256L214 257ZM212 258V260H214ZM220 260V258H217ZM223 259V258H221ZM259 259V258H258ZM200 260V259H198ZM224 260L228 261L227 259ZM233 261L234 258H230V261ZM217 260H215L214 262L216 263ZM236 261V260H235ZM259 261V260H258ZM221 261H218L217 263H219ZM224 263V261H223ZM221 263V264H223ZM251 263V262H250ZM225 264V263H224ZM229 264V263H227ZM231 264V262H230ZM234 264V263H232Z\"/></svg>","mask_w":264,"mask_h":264}]
</instances>
